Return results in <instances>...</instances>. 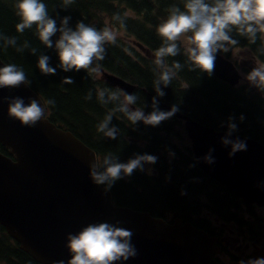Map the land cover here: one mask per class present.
I'll return each instance as SVG.
<instances>
[{"label": "trees", "instance_id": "obj_1", "mask_svg": "<svg viewBox=\"0 0 264 264\" xmlns=\"http://www.w3.org/2000/svg\"><path fill=\"white\" fill-rule=\"evenodd\" d=\"M16 2L17 0H0V34L17 39L15 47L7 46L4 40H0V58L5 63L16 64L23 68L32 82L31 85L47 101L50 99L55 101L54 105H50V121L60 128L71 131L102 157L111 152L118 155L121 162H127L134 153H148L151 148L141 150L134 143L126 141V136L130 138L128 132L131 130L120 121L124 118L123 113L113 112L112 114L111 124L120 130L118 138L116 140L103 138L102 133L97 131V125L112 112L115 104L99 102L97 88L93 83L95 81L86 74L84 69L64 72L58 68L59 59L56 51L54 48L44 46L37 35L35 25L31 29H25L23 33L16 31V25L20 22L16 14ZM43 2L47 6L49 16L56 20L57 27H59L60 19L65 16L71 17L69 26L73 29L78 21L86 24L87 20L99 23L108 20L113 28L120 30L122 27L129 38L152 48L160 47L162 44V38L155 27L156 23L161 17L167 19L169 10L173 6L183 10L184 4V0H73V3L65 8L63 0H43ZM229 35L237 40L239 45L244 46L246 43L257 52L258 47L264 48V44L257 39L252 42L248 36L240 35L235 28ZM58 37L59 33L52 37V40L55 41ZM25 42L29 47L23 51H17V48L23 46ZM104 47L105 58L94 63H98L100 68L107 70L110 74L130 80L138 86L142 97L152 101L156 95L153 88L156 71L149 59L130 42L119 36L116 37V44L106 43ZM32 48L37 49L36 55L32 54ZM244 48L248 50L247 47ZM220 52L227 58L230 56L228 51ZM39 54L50 57L49 64L56 68L55 75L41 74L37 66ZM258 54L264 60V52L261 51ZM132 58L134 60H131ZM181 64L183 68L177 71L169 86L161 85L166 95L163 98H157L159 105L178 104L179 112L185 111L194 118L217 127L222 122L227 123L229 116H235L234 122L237 123L239 131L264 141V104L235 96L231 89L230 93L224 91L221 88L223 84L218 85V81L213 76H209L200 69H190L187 60ZM64 77H71L74 83L63 84ZM182 83L185 87H181ZM90 91L92 99L86 100L85 97ZM182 105H187L189 109L183 110ZM241 114L245 116L243 122L239 121ZM136 126L141 128L139 132L142 134L152 133V131H146V127L140 123ZM173 128L170 127L169 130ZM141 142H144L143 138ZM0 151L4 154L8 153L2 145H0ZM191 164L193 161L186 157L182 169L171 165L162 168L157 176H148L152 173L144 174L137 170L131 177L117 181L111 191L119 203L148 210L153 213V216L158 217L157 215H162L164 210H172L189 218L192 213L198 212L200 203L202 211L207 209L206 201L202 198L199 202L197 197V192L203 188L206 177L197 166L190 168ZM152 169L157 170V167L154 166ZM167 176L171 177L170 182L166 181ZM182 190L186 191L187 195L182 196L180 194ZM206 195L213 202L212 209L221 215L227 212L228 207L233 205L240 207V199L237 196L232 195L228 198L218 189L208 191ZM202 221L204 220L197 221L200 226L203 225ZM262 227H264V218L256 217L252 223V229L257 230ZM5 243L0 239V259H6L11 264H39L20 249Z\"/></svg>", "mask_w": 264, "mask_h": 264}, {"label": "clouds", "instance_id": "obj_2", "mask_svg": "<svg viewBox=\"0 0 264 264\" xmlns=\"http://www.w3.org/2000/svg\"><path fill=\"white\" fill-rule=\"evenodd\" d=\"M73 3V0H63L66 8ZM16 14L20 22L16 25V31L23 33L25 29L36 27L40 41L47 48H54L58 55V68L64 72L81 69H97L92 67L94 62L102 61L106 55L104 45L106 43H116V32L105 27L97 30L91 25L78 21L75 28L69 26L71 17L65 16L60 19L59 27L56 20L49 16L46 4L43 0H17L15 4ZM119 19V17H116ZM235 28L240 35L248 36L255 42L257 33H264V0H184L183 10L173 6L169 10V15L157 27V33L162 38L161 46L155 51L154 63L159 69L153 81V88L156 95L152 98V110L145 113L147 104L137 105L140 97L134 93L112 91L109 89L99 90L97 98L102 104H115L112 112L108 113L97 125V131L103 137L116 140L120 134L117 126L112 125L113 112L123 113L132 126L142 122L145 126L153 128L161 125L162 122L171 119L180 111L178 104H173L169 111L159 108V98H163L166 93L163 87H168L177 71L183 68L178 61H174L171 66L166 62L167 57H175L181 54V49L177 44L180 37L186 36V47L184 55L189 63L190 69H200L211 76L215 70L216 54L221 50L227 52L226 43L236 44V40L229 35ZM59 33L58 39L52 37ZM190 34V35H187ZM0 40H4L7 46L15 47L16 37H8L0 34ZM27 42L17 51L28 48ZM264 52V48L261 49ZM33 55L37 54V49L32 48ZM50 57L44 54L38 55L37 66L43 75H55L56 68L50 66ZM98 67V65H97ZM243 81L251 87L257 89L264 95V63H259L247 74L241 73ZM31 80L28 79L23 68L16 64H6L0 67V88H16L23 84L31 87ZM63 84H73L71 77H64ZM92 99L91 91L85 97ZM8 104V116L18 120L22 126L34 127L38 122L44 120L45 108L41 107L35 99H29L25 104L22 97H4ZM48 104L54 105V100H48ZM236 117L229 116L227 120V132L221 138V143L231 146L229 156L237 152L246 151V140L239 137L231 139L232 134L238 130L235 123ZM245 116L241 114L239 121L243 122ZM111 125V126H110ZM224 127V123L221 124ZM133 130L135 128L133 127ZM169 158H174L175 153L167 150ZM214 149H209L202 158L207 164H214L215 158L212 155ZM159 157L149 153H134L127 162H121L118 155L111 152L106 153L102 160L95 158V162L89 163V177L92 182L102 186L106 194L111 191L115 183L121 179L131 177L135 171L152 173V169L145 168V165H155ZM193 163L190 168L195 167ZM170 182L171 177H165ZM182 196L187 192L182 190ZM115 207V204L113 203ZM120 221L115 224L108 222L89 223L81 228L77 233H68L66 236V247L71 254L67 264H114L117 261H128L138 255V250L132 243L134 233L131 229L118 227ZM54 264H65V261H55ZM239 264H264V257L241 260Z\"/></svg>", "mask_w": 264, "mask_h": 264}, {"label": "water", "instance_id": "obj_3", "mask_svg": "<svg viewBox=\"0 0 264 264\" xmlns=\"http://www.w3.org/2000/svg\"><path fill=\"white\" fill-rule=\"evenodd\" d=\"M3 66L0 61V67ZM235 73L231 62L216 55L214 75L218 79H233ZM109 82L119 85L126 93L132 90L129 85L113 76L109 77ZM17 96L22 97L25 104L30 98L35 99L42 107L36 95L23 84L16 88H0V143L12 148L10 154L15 156L24 176L48 183L67 195L63 209L51 216L47 232L35 230L36 234L47 233L49 242L27 235L30 244L38 243L37 249L30 251L36 261L49 264L52 260H63L67 264L71 258L66 247L68 233H77L89 223L120 221L118 225L131 229L134 233L132 243L138 250V255L116 264H216L212 260L213 239L195 229L190 222H183L181 218L175 217L170 223H166L161 219L151 218L146 212L114 207L110 193L105 194L89 177V163L95 162L94 153L70 133L57 129L45 120L29 128L10 118L8 104L3 98ZM177 115L185 119L184 127L192 140L196 158L203 157L209 149H214L212 154L215 163L204 165L199 161L198 167L219 185L241 197L245 203L264 206V145L253 138L238 136L241 140H246L247 150L229 156L227 149L231 146L221 143L222 133L185 115ZM0 162H9V159L0 154ZM220 170L223 171L220 173ZM0 204L4 225L14 237L20 239L33 229L32 217L26 222L22 220L28 214L24 203L20 202L12 213H7L3 202ZM1 220L0 216V222ZM260 257H264L263 247L254 251L252 259Z\"/></svg>", "mask_w": 264, "mask_h": 264}, {"label": "rangeland", "instance_id": "obj_4", "mask_svg": "<svg viewBox=\"0 0 264 264\" xmlns=\"http://www.w3.org/2000/svg\"><path fill=\"white\" fill-rule=\"evenodd\" d=\"M180 40H181V45H183L184 47H186V36H181L180 37ZM237 52L240 54V55H242V56H246L247 55V52H246V50L245 49H242V48H238L237 49ZM203 161V160H202ZM203 163H205L204 161H203ZM205 164H207V163H205Z\"/></svg>", "mask_w": 264, "mask_h": 264}]
</instances>
